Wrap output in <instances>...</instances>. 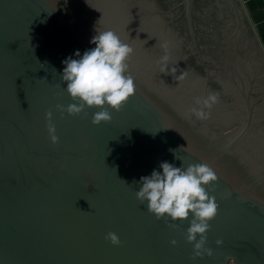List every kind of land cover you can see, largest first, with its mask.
Masks as SVG:
<instances>
[{
    "label": "water",
    "instance_id": "water-1",
    "mask_svg": "<svg viewBox=\"0 0 264 264\" xmlns=\"http://www.w3.org/2000/svg\"><path fill=\"white\" fill-rule=\"evenodd\" d=\"M105 30L134 49V94L109 122L61 116L62 62ZM209 92L210 118L190 116ZM164 161L215 171L211 257L190 259L191 215L158 220L136 199ZM0 264H264V51L240 0H0Z\"/></svg>",
    "mask_w": 264,
    "mask_h": 264
},
{
    "label": "clouds",
    "instance_id": "clouds-1",
    "mask_svg": "<svg viewBox=\"0 0 264 264\" xmlns=\"http://www.w3.org/2000/svg\"><path fill=\"white\" fill-rule=\"evenodd\" d=\"M91 43L95 44V47L86 50L82 56L79 51L75 53L79 59L69 57L62 62L65 67L61 82H66L65 91L74 103L68 104L67 107L56 104L55 110L61 116L65 112L69 115H78L86 107H96L99 110L93 114L91 120L92 124L96 125L100 122H109L112 119L109 108L119 111L134 94L136 90L134 78L128 73L127 63L134 49L112 30L97 32ZM161 48L164 52L158 61L161 72L175 71V68L168 67L170 60L168 44L162 43ZM184 75L186 73L180 78L182 79ZM218 102L219 94L209 92L205 97L195 98L188 113L198 120H207L210 118L211 109ZM52 119V111H46V131L51 143L56 144L59 138ZM169 151L175 156V149ZM175 158L177 159L176 156ZM159 168L162 172L153 170L150 175L140 178V187L135 193L136 199L140 204L146 201L148 211L155 214L158 220L166 216L172 221H183L191 215L190 226L185 232L186 241L194 242L190 259L195 260L205 255L211 257L213 250L205 245L207 232L210 230L209 222L215 218L218 211L215 197L209 195V192L214 190L210 182L217 180L215 171L206 163L189 164L184 168L182 162L180 167H176L164 161L160 163ZM169 227L175 229L176 225L171 224ZM105 239L114 246L121 243L114 232H108ZM170 243L175 246L176 241L172 240ZM215 243L220 246L223 242L216 240Z\"/></svg>",
    "mask_w": 264,
    "mask_h": 264
},
{
    "label": "crops",
    "instance_id": "crops-1",
    "mask_svg": "<svg viewBox=\"0 0 264 264\" xmlns=\"http://www.w3.org/2000/svg\"><path fill=\"white\" fill-rule=\"evenodd\" d=\"M264 51V0H240Z\"/></svg>",
    "mask_w": 264,
    "mask_h": 264
}]
</instances>
